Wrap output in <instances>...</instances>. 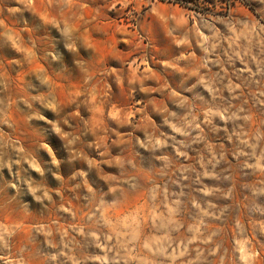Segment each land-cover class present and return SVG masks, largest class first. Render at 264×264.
<instances>
[{"label": "rangeland", "instance_id": "1", "mask_svg": "<svg viewBox=\"0 0 264 264\" xmlns=\"http://www.w3.org/2000/svg\"><path fill=\"white\" fill-rule=\"evenodd\" d=\"M0 264H264V0H0Z\"/></svg>", "mask_w": 264, "mask_h": 264}]
</instances>
